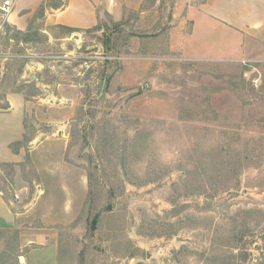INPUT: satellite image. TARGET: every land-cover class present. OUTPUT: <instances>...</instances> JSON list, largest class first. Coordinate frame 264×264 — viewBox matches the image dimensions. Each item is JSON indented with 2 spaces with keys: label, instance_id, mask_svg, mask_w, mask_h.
<instances>
[{
  "label": "rangeland",
  "instance_id": "1",
  "mask_svg": "<svg viewBox=\"0 0 264 264\" xmlns=\"http://www.w3.org/2000/svg\"><path fill=\"white\" fill-rule=\"evenodd\" d=\"M30 1L0 39V110L25 103L0 264H264V42L201 0L75 31Z\"/></svg>",
  "mask_w": 264,
  "mask_h": 264
},
{
  "label": "crops",
  "instance_id": "2",
  "mask_svg": "<svg viewBox=\"0 0 264 264\" xmlns=\"http://www.w3.org/2000/svg\"><path fill=\"white\" fill-rule=\"evenodd\" d=\"M16 1V0H15ZM125 1V0H124ZM123 0H67L64 9L50 15L51 23L74 30L95 27L104 15L122 16ZM2 2V1H1ZM43 0H31L25 11L38 7ZM124 5V4H123ZM198 12L219 27L264 42V0H201ZM22 12V13H23ZM20 17L13 16L11 23ZM8 110H0V160L13 161L17 155L11 146L23 140L25 134V103L13 97ZM0 217L14 219L11 207L0 191Z\"/></svg>",
  "mask_w": 264,
  "mask_h": 264
},
{
  "label": "built area",
  "instance_id": "3",
  "mask_svg": "<svg viewBox=\"0 0 264 264\" xmlns=\"http://www.w3.org/2000/svg\"><path fill=\"white\" fill-rule=\"evenodd\" d=\"M15 0H4L0 2V39L5 33L7 25L9 24V17L14 10ZM16 199H19V195L16 194Z\"/></svg>",
  "mask_w": 264,
  "mask_h": 264
},
{
  "label": "trees",
  "instance_id": "4",
  "mask_svg": "<svg viewBox=\"0 0 264 264\" xmlns=\"http://www.w3.org/2000/svg\"><path fill=\"white\" fill-rule=\"evenodd\" d=\"M70 29V28H69ZM71 31H75L74 29H70Z\"/></svg>",
  "mask_w": 264,
  "mask_h": 264
}]
</instances>
